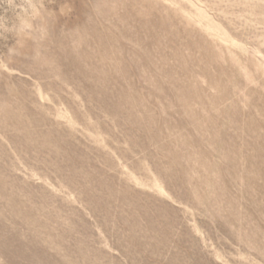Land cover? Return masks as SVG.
<instances>
[{"label": "rangeland", "instance_id": "374dc122", "mask_svg": "<svg viewBox=\"0 0 264 264\" xmlns=\"http://www.w3.org/2000/svg\"><path fill=\"white\" fill-rule=\"evenodd\" d=\"M0 264H264V0H0Z\"/></svg>", "mask_w": 264, "mask_h": 264}]
</instances>
